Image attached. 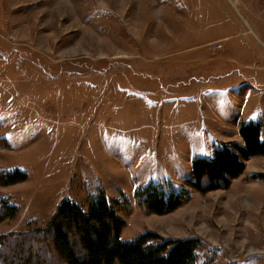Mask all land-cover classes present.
Wrapping results in <instances>:
<instances>
[{
	"label": "rangeland",
	"instance_id": "374dc122",
	"mask_svg": "<svg viewBox=\"0 0 264 264\" xmlns=\"http://www.w3.org/2000/svg\"><path fill=\"white\" fill-rule=\"evenodd\" d=\"M245 119L264 131V0H0V173L27 176L0 185V237L104 194L122 240L199 238L196 264H264V157L228 189L188 186ZM149 187L185 199L158 214Z\"/></svg>",
	"mask_w": 264,
	"mask_h": 264
},
{
	"label": "trees",
	"instance_id": "16d2710c",
	"mask_svg": "<svg viewBox=\"0 0 264 264\" xmlns=\"http://www.w3.org/2000/svg\"><path fill=\"white\" fill-rule=\"evenodd\" d=\"M262 130L260 122H244L239 130L243 143L221 144L211 158L196 159L188 186L203 194L228 189L245 172L246 160L264 157ZM254 178L264 181V173ZM26 179L19 169L0 173L3 186ZM143 196L146 207L158 214L177 209L185 199L184 194L175 190L165 194L155 187L146 188ZM7 210L6 216L14 217L16 207L7 205ZM124 226L113 201L104 194L87 211L76 202L64 200L44 231L36 230L30 236L0 237V264H46L41 253L63 264H196L198 261L202 244L199 238L164 239L147 232L125 241L121 238Z\"/></svg>",
	"mask_w": 264,
	"mask_h": 264
},
{
	"label": "crops",
	"instance_id": "0c3cea01",
	"mask_svg": "<svg viewBox=\"0 0 264 264\" xmlns=\"http://www.w3.org/2000/svg\"><path fill=\"white\" fill-rule=\"evenodd\" d=\"M251 119H245V121L244 122H249ZM252 121V120H251ZM263 133H262V138L264 139V131H262Z\"/></svg>",
	"mask_w": 264,
	"mask_h": 264
},
{
	"label": "built area",
	"instance_id": "2783aa9c",
	"mask_svg": "<svg viewBox=\"0 0 264 264\" xmlns=\"http://www.w3.org/2000/svg\"><path fill=\"white\" fill-rule=\"evenodd\" d=\"M220 47V46H219Z\"/></svg>",
	"mask_w": 264,
	"mask_h": 264
}]
</instances>
